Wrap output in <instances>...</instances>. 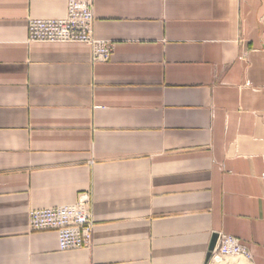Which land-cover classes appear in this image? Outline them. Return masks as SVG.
Returning a JSON list of instances; mask_svg holds the SVG:
<instances>
[{
	"label": "crops",
	"instance_id": "crops-1",
	"mask_svg": "<svg viewBox=\"0 0 264 264\" xmlns=\"http://www.w3.org/2000/svg\"><path fill=\"white\" fill-rule=\"evenodd\" d=\"M67 1L0 0V264H264V0H93L96 65L27 43ZM85 192L89 249L31 232Z\"/></svg>",
	"mask_w": 264,
	"mask_h": 264
},
{
	"label": "built area",
	"instance_id": "built-area-1",
	"mask_svg": "<svg viewBox=\"0 0 264 264\" xmlns=\"http://www.w3.org/2000/svg\"><path fill=\"white\" fill-rule=\"evenodd\" d=\"M94 23L93 0H68L65 19L28 21L27 43L83 44L91 50L93 65L109 63L113 47L95 38ZM29 225L33 233H56L61 252L89 249L95 231L93 195L82 193L78 201L69 206L32 210ZM224 258L252 257L238 239L221 235L218 236L211 259L216 261Z\"/></svg>",
	"mask_w": 264,
	"mask_h": 264
},
{
	"label": "water",
	"instance_id": "water-1",
	"mask_svg": "<svg viewBox=\"0 0 264 264\" xmlns=\"http://www.w3.org/2000/svg\"><path fill=\"white\" fill-rule=\"evenodd\" d=\"M217 239H218V237L215 236L213 238V240H212V243H211V246H210V252H209V255H208V260L211 258L212 252L215 249V246H216V243H217Z\"/></svg>",
	"mask_w": 264,
	"mask_h": 264
},
{
	"label": "bare ground",
	"instance_id": "bare-ground-1",
	"mask_svg": "<svg viewBox=\"0 0 264 264\" xmlns=\"http://www.w3.org/2000/svg\"><path fill=\"white\" fill-rule=\"evenodd\" d=\"M219 260H216L215 262H218ZM220 261H221V259H220Z\"/></svg>",
	"mask_w": 264,
	"mask_h": 264
},
{
	"label": "rangeland",
	"instance_id": "rangeland-1",
	"mask_svg": "<svg viewBox=\"0 0 264 264\" xmlns=\"http://www.w3.org/2000/svg\"><path fill=\"white\" fill-rule=\"evenodd\" d=\"M220 261V260H219ZM222 261V260H221Z\"/></svg>",
	"mask_w": 264,
	"mask_h": 264
}]
</instances>
